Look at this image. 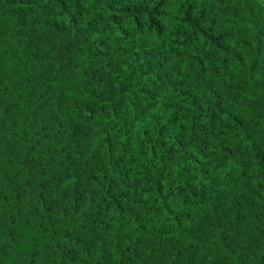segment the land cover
<instances>
[{
    "label": "trees",
    "instance_id": "16d2710c",
    "mask_svg": "<svg viewBox=\"0 0 264 264\" xmlns=\"http://www.w3.org/2000/svg\"><path fill=\"white\" fill-rule=\"evenodd\" d=\"M0 264H264V8L0 0Z\"/></svg>",
    "mask_w": 264,
    "mask_h": 264
},
{
    "label": "rangeland",
    "instance_id": "374dc122",
    "mask_svg": "<svg viewBox=\"0 0 264 264\" xmlns=\"http://www.w3.org/2000/svg\"><path fill=\"white\" fill-rule=\"evenodd\" d=\"M238 3H244V0H236ZM246 3L248 4H251L253 7L255 5V3H257L258 5H262L263 8H264V0H245Z\"/></svg>",
    "mask_w": 264,
    "mask_h": 264
}]
</instances>
